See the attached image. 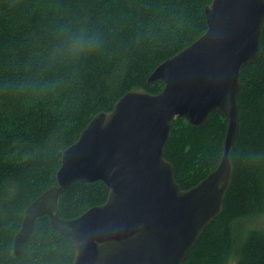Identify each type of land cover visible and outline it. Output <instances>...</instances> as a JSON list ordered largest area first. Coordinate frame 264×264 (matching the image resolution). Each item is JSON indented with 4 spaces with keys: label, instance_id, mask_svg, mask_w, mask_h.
<instances>
[{
    "label": "trees",
    "instance_id": "1",
    "mask_svg": "<svg viewBox=\"0 0 264 264\" xmlns=\"http://www.w3.org/2000/svg\"><path fill=\"white\" fill-rule=\"evenodd\" d=\"M211 0H0V264H73V241L39 217L20 255L14 239L29 205L57 184L62 153L127 92L160 93L153 71L207 30ZM234 174L222 213L184 264H264V26L258 58L242 68ZM225 115L201 127L174 121L165 145L182 190L218 165ZM101 181L73 183L59 216L102 205Z\"/></svg>",
    "mask_w": 264,
    "mask_h": 264
},
{
    "label": "water",
    "instance_id": "2",
    "mask_svg": "<svg viewBox=\"0 0 264 264\" xmlns=\"http://www.w3.org/2000/svg\"><path fill=\"white\" fill-rule=\"evenodd\" d=\"M206 32L161 63L148 83L135 88L111 111L95 115L62 153L57 184L27 208L14 239L20 255L39 217L74 243L73 264H184L207 226L218 217L232 183L231 150L239 135L242 68L259 56L264 0H211ZM226 117L217 167L182 190L165 156L175 119L201 127L211 113ZM101 181L109 194L102 205L73 220L59 216V199L73 183Z\"/></svg>",
    "mask_w": 264,
    "mask_h": 264
},
{
    "label": "rangeland",
    "instance_id": "3",
    "mask_svg": "<svg viewBox=\"0 0 264 264\" xmlns=\"http://www.w3.org/2000/svg\"><path fill=\"white\" fill-rule=\"evenodd\" d=\"M231 264H235L234 262H232Z\"/></svg>",
    "mask_w": 264,
    "mask_h": 264
}]
</instances>
